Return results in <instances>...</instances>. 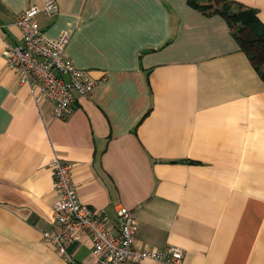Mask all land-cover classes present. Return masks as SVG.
Instances as JSON below:
<instances>
[{"label": "crops", "instance_id": "crops-1", "mask_svg": "<svg viewBox=\"0 0 264 264\" xmlns=\"http://www.w3.org/2000/svg\"><path fill=\"white\" fill-rule=\"evenodd\" d=\"M57 1L41 29L68 31L64 55L97 83L55 118L4 59L43 0H0V264H66L43 237L60 230L54 156L110 227L119 207L135 213L138 245L178 247L182 264H264V81L226 20L188 0ZM235 1L264 22V0ZM68 249L96 264L88 236Z\"/></svg>", "mask_w": 264, "mask_h": 264}, {"label": "built area", "instance_id": "built-area-1", "mask_svg": "<svg viewBox=\"0 0 264 264\" xmlns=\"http://www.w3.org/2000/svg\"><path fill=\"white\" fill-rule=\"evenodd\" d=\"M58 13L57 0H43L41 5L28 6L16 21L21 37L16 43H5L4 59L9 69L19 71L22 85L38 89L41 97L53 103L55 118L65 119L72 113L73 102L78 97L90 96L97 81L64 55L71 37L68 31H61L54 39H49L42 31L39 17H54ZM49 167L57 195L54 218L60 230L57 233L44 231L43 237L55 247L66 264H75L68 248L71 243L81 241L83 236L92 241L96 264L141 261L182 264L184 252L178 247L157 251L138 245V219L133 211L119 207L120 224L112 228L102 211L83 204L67 161L54 156Z\"/></svg>", "mask_w": 264, "mask_h": 264}, {"label": "trees", "instance_id": "trees-1", "mask_svg": "<svg viewBox=\"0 0 264 264\" xmlns=\"http://www.w3.org/2000/svg\"><path fill=\"white\" fill-rule=\"evenodd\" d=\"M207 16L220 15L229 25L241 51L264 81V22L258 10L235 0H188Z\"/></svg>", "mask_w": 264, "mask_h": 264}]
</instances>
